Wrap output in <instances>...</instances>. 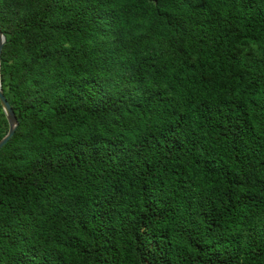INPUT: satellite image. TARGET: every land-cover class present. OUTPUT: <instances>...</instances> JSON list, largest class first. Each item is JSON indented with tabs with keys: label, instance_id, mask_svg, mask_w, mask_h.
<instances>
[{
	"label": "trees",
	"instance_id": "16d2710c",
	"mask_svg": "<svg viewBox=\"0 0 264 264\" xmlns=\"http://www.w3.org/2000/svg\"><path fill=\"white\" fill-rule=\"evenodd\" d=\"M0 30V264H264V0H0Z\"/></svg>",
	"mask_w": 264,
	"mask_h": 264
},
{
	"label": "water",
	"instance_id": "95a60500",
	"mask_svg": "<svg viewBox=\"0 0 264 264\" xmlns=\"http://www.w3.org/2000/svg\"><path fill=\"white\" fill-rule=\"evenodd\" d=\"M5 43H6V38L0 30V64H1V52H2V49H3V46L5 45ZM0 107H1V111L5 117V120H6L7 125H8V129H7L5 136L2 139H0V150H1V148L14 135L15 130L18 127V121L16 119V116H15L10 104L7 102V100L3 94L1 84H0Z\"/></svg>",
	"mask_w": 264,
	"mask_h": 264
},
{
	"label": "snow or ice",
	"instance_id": "6c2138e0",
	"mask_svg": "<svg viewBox=\"0 0 264 264\" xmlns=\"http://www.w3.org/2000/svg\"><path fill=\"white\" fill-rule=\"evenodd\" d=\"M209 264H211V261H209Z\"/></svg>",
	"mask_w": 264,
	"mask_h": 264
}]
</instances>
